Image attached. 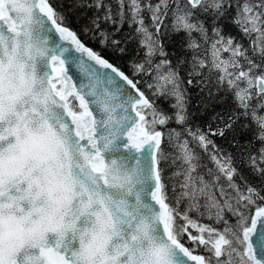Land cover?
<instances>
[{
    "label": "snow or ice",
    "instance_id": "snow-or-ice-1",
    "mask_svg": "<svg viewBox=\"0 0 264 264\" xmlns=\"http://www.w3.org/2000/svg\"><path fill=\"white\" fill-rule=\"evenodd\" d=\"M0 264H264V0H0Z\"/></svg>",
    "mask_w": 264,
    "mask_h": 264
},
{
    "label": "water",
    "instance_id": "water-1",
    "mask_svg": "<svg viewBox=\"0 0 264 264\" xmlns=\"http://www.w3.org/2000/svg\"><path fill=\"white\" fill-rule=\"evenodd\" d=\"M72 55H78L76 53H73ZM68 66L70 68L69 75L73 77V82H75L77 85H79L82 81V76L81 74L77 71L75 66L72 64L71 58L68 60ZM85 83L87 81H84Z\"/></svg>",
    "mask_w": 264,
    "mask_h": 264
},
{
    "label": "trees",
    "instance_id": "trees-1",
    "mask_svg": "<svg viewBox=\"0 0 264 264\" xmlns=\"http://www.w3.org/2000/svg\"><path fill=\"white\" fill-rule=\"evenodd\" d=\"M76 19H77V22H78V18H76ZM84 39H85V40H88V37H84ZM89 43H90L91 46H95V45H94V42H91V41H90ZM218 110H219V109H218ZM206 118H207V117H199V116H198V117H197V120H198L199 122L202 123Z\"/></svg>",
    "mask_w": 264,
    "mask_h": 264
}]
</instances>
